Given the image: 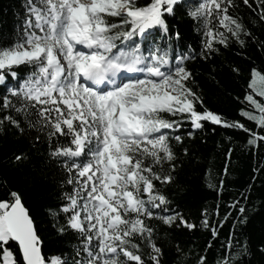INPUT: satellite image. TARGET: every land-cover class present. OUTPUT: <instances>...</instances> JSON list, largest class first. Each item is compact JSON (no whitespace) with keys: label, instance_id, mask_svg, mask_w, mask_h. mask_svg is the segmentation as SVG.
<instances>
[{"label":"snow or ice","instance_id":"1","mask_svg":"<svg viewBox=\"0 0 264 264\" xmlns=\"http://www.w3.org/2000/svg\"><path fill=\"white\" fill-rule=\"evenodd\" d=\"M181 3L25 0L22 29L0 42V85L6 88L0 131L9 127L34 148L47 144L46 160L59 177L57 204L46 211L65 243L59 254L45 257L47 227L37 224L21 193L10 191L0 199V264H164L167 229L197 227L212 239L196 253L195 264H208L207 252L230 212L220 218L218 204L211 212L205 207L198 225L173 206L166 188L176 181L175 149L205 122L246 133L249 147L264 142V74L251 69L252 91L236 98L240 118L228 119L205 105L187 61H207L233 44L243 50L249 41L264 53V40L253 32L264 27V0H199L186 15L201 34L200 50L189 45L173 62L171 41L181 33H172L167 17ZM241 7L248 11L247 23ZM152 29L168 36L167 47L144 49L134 39L152 40ZM28 158L21 152L13 162ZM220 185L222 190L223 179ZM247 199L241 193L228 205L237 209L236 219L214 264H243L251 255L247 238L236 239V230L248 222V209L240 203ZM175 252L188 255L179 242Z\"/></svg>","mask_w":264,"mask_h":264},{"label":"trees","instance_id":"2","mask_svg":"<svg viewBox=\"0 0 264 264\" xmlns=\"http://www.w3.org/2000/svg\"><path fill=\"white\" fill-rule=\"evenodd\" d=\"M147 2L149 0H138L141 6ZM198 2L199 0H182L177 6L176 15L167 17L172 33H181L179 41L174 37L171 41L170 54L173 62L175 53L186 52L189 45L196 52L200 50L201 34L196 30L194 21L186 15L187 9ZM240 12L247 23L248 11L241 7ZM25 14V0H0V42L10 39L18 29H22ZM253 32L264 40V27H255ZM151 33L153 39L147 42L141 37L134 39L144 49L153 44L168 46V36L162 35L159 29H152ZM187 66L194 73L205 105L228 119H239L238 109L242 105L236 98L242 100L246 89L252 91L247 88L252 68L264 74V53L249 41L246 49L241 50L238 45L233 44L230 48H221L219 54L207 61L199 57L189 60ZM233 67H239L240 72H234ZM24 74L21 69V77ZM8 84L12 86L15 81L10 79ZM5 92V86L0 85V97ZM256 98L261 99L258 96ZM247 126L255 127L252 122H247ZM247 140L248 135L242 131L205 122L203 130H197L192 139L185 137L183 145L176 146L175 149L179 157L174 173L176 181L166 188V194L173 206L198 225L201 210L205 207L211 212L218 204L220 218L230 212L229 220L219 228L218 237L207 252L208 264H214L216 257L222 254L221 243L226 242L237 211L229 210L228 205L238 199L241 193L248 196L247 201H240L248 209L245 213L248 222L236 230V239L243 243L247 238L251 252V255L243 257V264H264V253L260 251L261 246H264V142L259 143L258 147H249ZM47 147L46 143L32 147L26 137L20 136L9 127L0 131V199L7 198L10 191L21 193L37 224L48 229L42 233L43 254L50 257L59 254L65 241L58 239L51 229L46 211L48 206L57 204L59 177L57 167L46 160ZM184 147L188 148L186 155L183 152ZM21 152L27 153L29 158L14 163V155ZM209 184L213 187H209ZM249 185L251 189L246 192ZM164 233L165 229L161 228V236ZM210 239V233L199 227L191 232L167 229V238L162 241L164 264H175L178 259L181 264H195L196 253L203 252ZM175 242H179L184 252L188 253L187 257L177 256Z\"/></svg>","mask_w":264,"mask_h":264},{"label":"rangeland","instance_id":"3","mask_svg":"<svg viewBox=\"0 0 264 264\" xmlns=\"http://www.w3.org/2000/svg\"><path fill=\"white\" fill-rule=\"evenodd\" d=\"M150 31H151V30H150ZM259 86H261V85L258 84V87H259Z\"/></svg>","mask_w":264,"mask_h":264}]
</instances>
